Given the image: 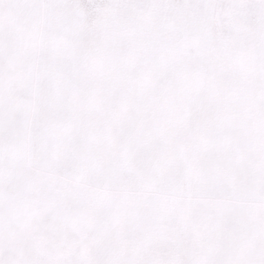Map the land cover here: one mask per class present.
Segmentation results:
<instances>
[{
  "label": "snow or ice",
  "instance_id": "1",
  "mask_svg": "<svg viewBox=\"0 0 264 264\" xmlns=\"http://www.w3.org/2000/svg\"><path fill=\"white\" fill-rule=\"evenodd\" d=\"M0 264H264V0H0Z\"/></svg>",
  "mask_w": 264,
  "mask_h": 264
}]
</instances>
